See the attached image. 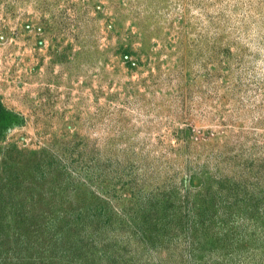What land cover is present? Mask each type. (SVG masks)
Returning a JSON list of instances; mask_svg holds the SVG:
<instances>
[{"label": "rangeland", "instance_id": "1", "mask_svg": "<svg viewBox=\"0 0 264 264\" xmlns=\"http://www.w3.org/2000/svg\"><path fill=\"white\" fill-rule=\"evenodd\" d=\"M1 112L0 264H264V0H0Z\"/></svg>", "mask_w": 264, "mask_h": 264}, {"label": "trees", "instance_id": "2", "mask_svg": "<svg viewBox=\"0 0 264 264\" xmlns=\"http://www.w3.org/2000/svg\"><path fill=\"white\" fill-rule=\"evenodd\" d=\"M2 112H4V111H2ZM2 112L0 113V116H1Z\"/></svg>", "mask_w": 264, "mask_h": 264}]
</instances>
